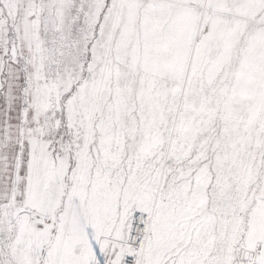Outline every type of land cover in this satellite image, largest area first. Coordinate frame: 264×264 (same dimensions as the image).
<instances>
[{
	"label": "snow or ice",
	"instance_id": "1",
	"mask_svg": "<svg viewBox=\"0 0 264 264\" xmlns=\"http://www.w3.org/2000/svg\"><path fill=\"white\" fill-rule=\"evenodd\" d=\"M0 264H264V0H0Z\"/></svg>",
	"mask_w": 264,
	"mask_h": 264
}]
</instances>
